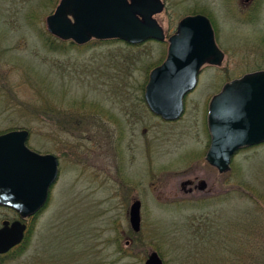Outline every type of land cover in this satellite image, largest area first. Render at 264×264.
I'll return each instance as SVG.
<instances>
[{
    "label": "rangeland",
    "instance_id": "1",
    "mask_svg": "<svg viewBox=\"0 0 264 264\" xmlns=\"http://www.w3.org/2000/svg\"><path fill=\"white\" fill-rule=\"evenodd\" d=\"M164 1L156 15L164 41L92 39L51 51L40 33L59 0H0V134L27 129L32 150L59 160L48 202L24 220L28 241L5 264H145L153 251L164 264L264 261V143L238 151L227 173L206 160L212 96L264 69V0ZM196 13L215 21L226 56L201 72L181 117L167 121L141 103L142 85L165 60L179 21ZM52 105L54 122L43 114ZM81 108L105 123L57 114ZM137 199L139 232L130 223ZM18 218L0 205V226Z\"/></svg>",
    "mask_w": 264,
    "mask_h": 264
},
{
    "label": "water",
    "instance_id": "2",
    "mask_svg": "<svg viewBox=\"0 0 264 264\" xmlns=\"http://www.w3.org/2000/svg\"><path fill=\"white\" fill-rule=\"evenodd\" d=\"M165 7L164 0H60L46 23L51 34L78 45L92 39L130 44L164 41L166 34L156 15ZM168 40L166 58L151 70L144 98L152 113L174 121L183 114L185 97L197 86L202 67L222 65L225 53L217 44L211 19L203 13L183 17ZM207 122L211 143L206 160L227 173L238 151L264 143V69L226 82L210 100ZM29 135L27 129L0 134V205L19 215L0 226V254L24 240V220L45 207L59 174L58 157L32 150ZM200 187L205 189L207 183L202 181ZM141 207L140 199L130 207L135 232L141 230ZM145 264L164 261L153 251Z\"/></svg>",
    "mask_w": 264,
    "mask_h": 264
},
{
    "label": "trees",
    "instance_id": "3",
    "mask_svg": "<svg viewBox=\"0 0 264 264\" xmlns=\"http://www.w3.org/2000/svg\"><path fill=\"white\" fill-rule=\"evenodd\" d=\"M48 32L43 31V33H40V36H41V38H42V40L44 42V45L49 50H51V51H59V50L64 49V47H65V50H66L68 48L67 45H70V46H73V47L83 46V45H78V44H76V43H74L72 41L62 40V39L54 36L53 34H49ZM116 41H119V40L118 39L104 40V41H100V43L109 44V43L116 42ZM89 43H87V44H89ZM144 91H145V85L143 84L142 85V97H140L141 103H146L145 98H144ZM50 104H53V103L50 102ZM146 105H147V103H146ZM69 109L58 110L57 111L58 116L59 115L60 116H63V115L64 116L72 115L73 116V115L80 114L76 119L74 118L75 119V123L74 124H77V121H79V120H81V122H88V120H89V121H91L92 126H95V125L101 126L102 124L105 123L104 118H102L101 116H99V114L96 115L95 113H90L88 115L90 117L87 118L86 115H85V112H84L85 111L84 108H81V110H83L81 113H79V111H77V110L76 111L73 110L72 112H68ZM46 111L49 112V113H46ZM55 112H56V107H53V105H52V108H51V106H50V108L49 107H46V109L43 111V114H47L49 116L48 119L51 122H54L55 121V117L53 115H54ZM87 125H89V122L87 123ZM202 204H203V202H202ZM38 214L39 213H37L32 218L35 219L38 216ZM29 231H30V229H27V232H26V235H25V238H24L23 242L21 244H19L18 246L15 247L16 250H18V249L22 250L23 249V247L25 246L26 242L28 241ZM14 250L12 249L7 254H4V255H1L0 254V264H5L4 263V258L7 257V255L9 253H12ZM257 264H264V261H262V262L261 261L260 262L258 261Z\"/></svg>",
    "mask_w": 264,
    "mask_h": 264
},
{
    "label": "flooded vegetation",
    "instance_id": "4",
    "mask_svg": "<svg viewBox=\"0 0 264 264\" xmlns=\"http://www.w3.org/2000/svg\"><path fill=\"white\" fill-rule=\"evenodd\" d=\"M254 3V0H246V4H248V5H252ZM212 24H213V28H214V31H215V26H214V24H215V21L213 22L212 21ZM225 56H226V54H225ZM212 66H215V65H213V64H205L203 67H202V69H201V72L203 71V70H205V69H207V68H209V67H212ZM201 74V73H200ZM221 90V89H220ZM215 95V94H214ZM213 95V96H214ZM212 96V97H213ZM209 106V105H208Z\"/></svg>",
    "mask_w": 264,
    "mask_h": 264
}]
</instances>
